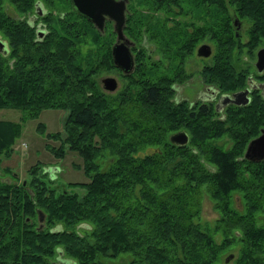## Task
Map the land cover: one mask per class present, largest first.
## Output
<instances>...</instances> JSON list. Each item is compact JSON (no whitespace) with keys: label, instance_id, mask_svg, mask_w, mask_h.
Listing matches in <instances>:
<instances>
[{"label":"trees","instance_id":"trees-1","mask_svg":"<svg viewBox=\"0 0 264 264\" xmlns=\"http://www.w3.org/2000/svg\"><path fill=\"white\" fill-rule=\"evenodd\" d=\"M122 32L125 73L111 60V20L99 30L69 0H0V108L20 111L0 119V157L27 118L57 108L61 133L40 120L34 131L57 141L45 142L54 155L74 152L87 177L59 186L37 163L23 181L4 166L0 264H60L58 251L75 264H217L233 248L224 264H264V159L242 155L264 128L260 88L220 111L212 98H175L201 42L212 48L197 73L215 94L264 84V67L240 57L264 42V0H126ZM110 70L122 80L112 93L97 80ZM177 130L184 144L169 139ZM202 192L213 225L198 220Z\"/></svg>","mask_w":264,"mask_h":264},{"label":"rangeland","instance_id":"rangeland-1","mask_svg":"<svg viewBox=\"0 0 264 264\" xmlns=\"http://www.w3.org/2000/svg\"><path fill=\"white\" fill-rule=\"evenodd\" d=\"M9 12L11 11L9 10ZM234 19L235 18L232 19V22ZM237 22L238 26L236 28L240 34V39L244 40V23H240L239 21ZM207 44L211 49V44L208 42ZM240 57L252 66L255 59L254 50L250 57L244 52L240 54ZM208 61L209 58L207 56H199L195 52L187 57L184 68L185 71L190 73V75L183 82L176 85L175 98H186L188 101H201L205 98V95L213 94L210 87L201 81L197 73V70L200 68L202 63ZM105 75L112 76L115 79L116 86L114 89L106 90L102 87L99 78ZM97 80L101 89L110 93L116 91L122 84V80L117 70L99 72ZM63 113L64 111L61 109L45 108L41 109L35 118H27L22 123L20 134L13 141V150L9 157H0V171L5 172L6 175L9 174V172L3 170V167L5 166L9 169V171H14L18 179L23 181V179L27 177L26 168L30 166V164L37 163L40 168H43L46 173H49L52 176L51 178L53 182L59 184V186L61 183L66 184L71 181H85L87 177L79 167V157L74 152L69 150H65L61 157L54 155L51 151H49V149H46L45 146L47 144L45 145V142L49 141L48 144H57V141L45 139L42 134L36 133L33 128L34 123L37 120H40L44 123L45 131H59L61 133ZM19 115L20 111L18 109L0 108V119L16 120ZM69 189L76 191L78 194L82 192V189L78 186L69 187ZM235 203L238 204L237 199ZM216 218L217 213L213 209L210 199H208L205 193L202 192L199 200V222H208L210 225H213V221ZM216 236L218 237V235ZM233 252H235V248L225 253L222 256V260H224L228 254H232ZM222 260L217 264L229 262L228 260H230V258L224 260V263Z\"/></svg>","mask_w":264,"mask_h":264},{"label":"water","instance_id":"water-1","mask_svg":"<svg viewBox=\"0 0 264 264\" xmlns=\"http://www.w3.org/2000/svg\"><path fill=\"white\" fill-rule=\"evenodd\" d=\"M126 0H69L74 10L91 21L95 28L101 29L104 18L111 20L114 31V41L110 46L112 63L121 72H128L133 63L132 53L129 48L130 41L122 32L124 22ZM35 12L40 13L39 3H35ZM235 27L238 26L236 19L233 20ZM7 47L5 41L0 38V52L6 53ZM195 53L199 56H207L210 53V47L207 43L201 42L195 48ZM254 66L260 71L264 66V42L255 51ZM102 87L106 90H112L116 86V81L112 76L105 75L99 78ZM251 79L248 78V85L251 86ZM248 85L242 89L234 90L230 93L221 92L217 95L214 105L217 110L221 109L226 103H245L248 100L246 93L249 91ZM264 93V84L259 83ZM169 139L177 144H184L187 141V133L184 130L174 131L169 135ZM243 157L256 161L264 156V129L254 137L250 138L243 150ZM61 183L60 185H62ZM231 258V253L224 260ZM57 260L60 264H75L72 260L60 256L58 251Z\"/></svg>","mask_w":264,"mask_h":264},{"label":"flooded vegetation","instance_id":"flooded-vegetation-1","mask_svg":"<svg viewBox=\"0 0 264 264\" xmlns=\"http://www.w3.org/2000/svg\"><path fill=\"white\" fill-rule=\"evenodd\" d=\"M39 8L41 9V12H42V8H41V5L39 4ZM129 47H130V44H129ZM210 47V46H209ZM259 47V46H258ZM257 47V48H258ZM256 48V49H257ZM256 49L254 50V54H255V51H256ZM210 52H211V49H210ZM210 54V53H209ZM208 54V55H209ZM207 55V56H208ZM255 60V59H254ZM253 65H254V62H253ZM255 67V66H254ZM264 67V66H263ZM252 83V85L251 86H249L248 85V87H249V91H250V89L251 88H253V87H255V86H258V84L259 83H262V82H258L257 84H255V83H253V82H251ZM259 88H260V93L264 96V93H263V90H262V88L260 87V86H258ZM242 89V88H241ZM249 91L246 93V95L248 96V93H249ZM230 92H232V91H230ZM230 92H227V93H230ZM217 95L218 94H215V92H213V94H210V95H205V97L206 98H212L213 99V107H215V105H214V102H215V100H216V97H217ZM227 104V103H226ZM224 105H222V107H223ZM222 107H221V109H222ZM215 109H216V107H215ZM221 109H219V110H217V111H220ZM261 129H264V128H261ZM259 132H260V130H259ZM258 132V133H259ZM257 135V134H256ZM254 137V136H253ZM252 138V137H251ZM261 159H264V156H263V158H261Z\"/></svg>","mask_w":264,"mask_h":264}]
</instances>
